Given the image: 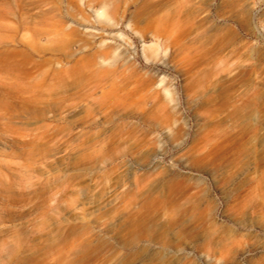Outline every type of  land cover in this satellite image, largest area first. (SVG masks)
Segmentation results:
<instances>
[{
	"label": "rangeland",
	"instance_id": "rangeland-1",
	"mask_svg": "<svg viewBox=\"0 0 264 264\" xmlns=\"http://www.w3.org/2000/svg\"><path fill=\"white\" fill-rule=\"evenodd\" d=\"M0 264H264V0H0Z\"/></svg>",
	"mask_w": 264,
	"mask_h": 264
}]
</instances>
